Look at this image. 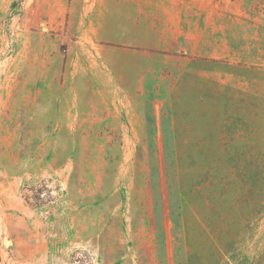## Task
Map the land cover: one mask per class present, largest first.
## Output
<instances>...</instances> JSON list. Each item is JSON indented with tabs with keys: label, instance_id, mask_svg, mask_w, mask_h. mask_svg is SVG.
<instances>
[{
	"label": "rangeland",
	"instance_id": "374dc122",
	"mask_svg": "<svg viewBox=\"0 0 264 264\" xmlns=\"http://www.w3.org/2000/svg\"><path fill=\"white\" fill-rule=\"evenodd\" d=\"M1 264H264V0H0Z\"/></svg>",
	"mask_w": 264,
	"mask_h": 264
},
{
	"label": "trees",
	"instance_id": "16d2710c",
	"mask_svg": "<svg viewBox=\"0 0 264 264\" xmlns=\"http://www.w3.org/2000/svg\"><path fill=\"white\" fill-rule=\"evenodd\" d=\"M0 264H1V256H0Z\"/></svg>",
	"mask_w": 264,
	"mask_h": 264
}]
</instances>
